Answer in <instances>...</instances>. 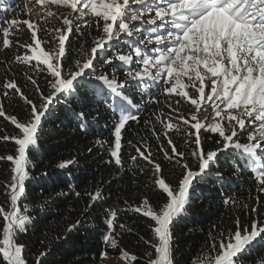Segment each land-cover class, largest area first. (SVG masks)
Segmentation results:
<instances>
[{
  "label": "snow or ice",
  "instance_id": "6c2138e0",
  "mask_svg": "<svg viewBox=\"0 0 264 264\" xmlns=\"http://www.w3.org/2000/svg\"><path fill=\"white\" fill-rule=\"evenodd\" d=\"M29 4L32 9L28 8ZM53 6L67 9V15L53 11ZM25 9L29 15L37 9V20L6 19V26L0 27V47L24 49L22 55L15 56V62L46 72L48 91L47 94L42 91L32 76L27 79L35 88V100L26 96L14 80L3 84L4 97L14 92L28 106V119L20 122L16 116L6 115L0 101V117L19 130V135L0 137L12 140L17 146L15 156L0 157L13 165L12 182L5 186L9 210L0 206L3 222L0 264H29L26 246L18 242L32 222L27 214L29 206L23 202L27 199L26 182L35 168L32 154L39 158V134L56 104L63 103L65 111L81 121L84 109L77 111L73 104H93L111 112L113 143L109 163L118 169L123 167V130L129 122H139L137 93L145 104H159L156 94L163 95L170 113L176 114L175 119L171 114L166 118L163 112L155 114L168 144L167 150L161 145L163 159L182 169L175 187L161 175L162 165L154 160L148 145H142L144 151L136 148L137 156L152 166L153 191L164 194V200L155 205L145 196L139 205L124 209L152 222L153 240L145 241L151 248L145 253V264H175L172 226L186 214L194 181L198 182L197 177L209 172L221 152L239 153L245 168L250 167L254 180L261 186L258 190L264 192V0H25ZM49 18L59 19L62 27L43 29L52 37L47 43L54 44L46 49V42L39 35L40 23ZM90 23L101 34L92 41L86 58L75 59L72 67L67 68L64 61L70 35L76 27ZM21 25L30 32L31 43L21 44L17 40L14 45L11 37L19 32ZM121 44L128 50L121 49ZM114 62H119L123 70V81L114 73L97 71V65ZM153 85L155 92L149 91ZM182 102L194 109L187 117L180 112ZM208 107L212 112L201 120V109L207 111ZM181 123L187 126L185 144L191 147L187 154L179 151L169 136L171 131H181ZM202 130L218 137L216 143L221 147L206 150ZM238 133H244L246 142H240ZM153 135L159 140L160 133L155 128ZM95 143L103 146L105 142L96 139ZM137 156L131 160L135 161ZM192 161L197 164L196 170L190 166ZM72 164V160H67L56 167L63 170ZM87 195L89 207L103 199L99 190ZM256 211L255 207L251 209ZM117 221V210L107 209L102 243L112 249L118 247L112 235ZM235 226V230L217 235L209 232L202 254H194L200 264H247L257 247L264 248V221L253 220L245 227L237 219ZM75 227V224L70 226L68 231ZM119 227L132 230L123 223ZM46 255L47 252H42L35 256L32 264H43ZM120 257L125 264H135L138 260L123 248ZM107 258L108 252L103 251L101 259ZM253 260L255 264H264V256L258 255ZM189 264L195 262L190 258Z\"/></svg>",
  "mask_w": 264,
  "mask_h": 264
},
{
  "label": "trees",
  "instance_id": "16d2710c",
  "mask_svg": "<svg viewBox=\"0 0 264 264\" xmlns=\"http://www.w3.org/2000/svg\"><path fill=\"white\" fill-rule=\"evenodd\" d=\"M27 18L25 0H0V27L6 26V19ZM98 34L101 33L98 31ZM28 37L26 26L21 25L19 32L13 34L11 39L15 45L17 40L21 44L27 42ZM73 41L77 49L83 40ZM119 47L124 51L128 50L124 44ZM115 50L114 48L113 51ZM19 51L20 48L15 46L7 49L0 47V101L4 104L6 115L16 116L20 122H25L28 119V106L14 92L4 97V82L14 80L26 96L35 100V88L27 76H32L46 94L49 77L46 72H38L34 68L16 63L14 58L20 54ZM65 63L67 68H71L74 59ZM118 64L114 62L97 65V71L109 75L114 73L118 80L123 81V70ZM149 91L155 92V86ZM156 98L160 101L159 104H145L139 93L135 96L140 101L139 122H129L123 130V167L119 169L114 163H109V149L113 143L110 111L93 104H73L77 111L81 107L84 109V120L81 121L67 113L63 103L54 105L55 111L46 118L39 134V158L32 154L35 168L31 171V179L26 182L27 199L23 201L29 206L27 214L31 216L32 222L28 225V231L19 236L18 242L26 246L29 264L42 252H47L43 264H100L103 251L108 252V257L116 258L120 257L121 248L138 257L135 264H145V253L151 251L150 245L145 241L153 240L150 228L152 222L130 210L125 212L124 209L139 205L145 196L155 205L164 200V194L158 190L153 191L152 170L145 160L137 156L136 148L141 147L144 151L142 145H148L154 160L162 165L161 175L173 187L182 171L179 166L163 159L161 145L167 150L168 144L162 132L164 129L155 121V114L163 112L165 118L176 114L170 113L168 101L163 95L157 93ZM179 108L186 117L194 111L191 105L184 102ZM186 127L181 123V131L169 132V136L177 149L187 154L191 147L185 144ZM153 128L160 133L159 140L153 135ZM201 134L205 139L206 150L221 147L216 143L218 137L214 134L204 130ZM4 135H19V130L9 120L0 117V137ZM238 138L240 142H246L244 133L238 135ZM96 139L104 141L103 146L97 145ZM16 148L12 140L0 139V157L16 155ZM132 156H137V159L132 161ZM67 160L73 161L69 168L61 170L56 167L59 162ZM190 166L197 169L195 161ZM12 167L10 161L0 159V206H4L5 210L9 209V196L5 186ZM217 173L221 175L218 176ZM197 181H194L186 214L172 226L175 264H189L190 258L195 264H200L194 254H202L209 232L217 235L235 230L237 219L245 227L253 220L264 221V192L258 190L261 186L254 180L250 167L245 168L239 153L234 154L231 150L221 152L209 172L202 178L197 177ZM96 190L101 192L103 199L89 207L87 193ZM76 192L80 195H75ZM253 207L257 209L256 212H251ZM110 208L118 212L116 230L112 233L118 242L115 249L102 243V234L105 231L103 218L106 210ZM120 223L132 230L121 229ZM74 224L76 227L68 231ZM258 255L264 256V248L257 247L247 259V264H255L253 257Z\"/></svg>",
  "mask_w": 264,
  "mask_h": 264
},
{
  "label": "rangeland",
  "instance_id": "374dc122",
  "mask_svg": "<svg viewBox=\"0 0 264 264\" xmlns=\"http://www.w3.org/2000/svg\"><path fill=\"white\" fill-rule=\"evenodd\" d=\"M28 8L32 9V4H29ZM37 8H38V6H37ZM36 10L37 9H33L31 15L28 14V18L27 19H32L34 21L37 20ZM52 10L53 11H57L58 13H61L63 15H67V13H68L67 9L57 8L55 6L52 7ZM85 19H90V18L86 17ZM77 23H79V22H77ZM40 27H41L42 31L40 32L39 35H40L41 39L46 42L44 44V46L46 47V49H51L52 47H54V44L47 43V42L51 41L52 37L46 31H44L43 29L45 27H47V28H59V27H62V24H61L60 20L57 19V18H49L47 21L41 22L40 23ZM74 27H76V24H74ZM28 33H29V37L27 38V43H31L30 32L28 31ZM99 35L100 34H98V30H97V28H96L94 23H90L88 26L83 27V28L76 27V30L69 37V41H68V44H67L68 55H67L65 61L69 62V59H74L75 60V59H78V58L79 59L86 58L87 50L91 48L92 41ZM74 39L83 40L82 44H81V45H83V49H84L83 51H81V46L77 47V49H76V46L73 45V43H74L73 40ZM149 47H152V46L149 45ZM19 52H20L19 55H22L24 53V49L20 48ZM71 55H73V56H71ZM68 56H69V58H68ZM65 61H64V64H65L66 67H68L66 65ZM69 67H71V66H69ZM189 91L191 93L192 90L190 89ZM174 99L175 98H173V100ZM211 112H212V109L210 107L207 108V111H204V109H201L200 119L203 120L204 117L208 116L209 113H211ZM181 113L183 114L182 111H181ZM171 115L174 118L176 117V115H174V114H171ZM161 129H163L162 126H161ZM162 132H164V130ZM173 133H175V132H173ZM240 134L241 133H238L239 136H240ZM13 156H15V155H13ZM145 162L147 163V161H145ZM149 167L152 170V166L149 165ZM191 167L194 170V166H191ZM12 176H13V173L11 171L10 174H9V177H8V184H10L12 182ZM151 183L153 185V179H152ZM2 223H3L2 220H0V224H2ZM114 238L116 239L115 236H114ZM100 264H125V261L121 257H116V258L108 257L107 259H101V263Z\"/></svg>",
  "mask_w": 264,
  "mask_h": 264
}]
</instances>
